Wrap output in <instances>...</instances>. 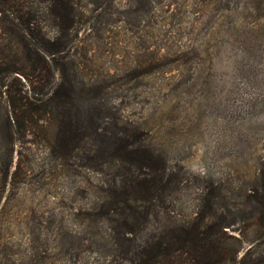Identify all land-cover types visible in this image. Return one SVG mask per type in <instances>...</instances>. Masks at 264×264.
<instances>
[{"label": "rangeland", "instance_id": "1", "mask_svg": "<svg viewBox=\"0 0 264 264\" xmlns=\"http://www.w3.org/2000/svg\"><path fill=\"white\" fill-rule=\"evenodd\" d=\"M70 2L71 28L59 36L58 64L46 58L53 75L44 91L61 62L93 88L102 120L59 157L49 120L6 124L10 97L43 85L39 65L15 54L39 47L27 32L52 42L56 22L46 0H0V60L29 75H7L0 86V264H131L167 223L163 213L190 221L212 188L233 207L264 175V0ZM13 26L17 35L4 34ZM112 123L139 131L133 144L164 162L169 184L145 222L138 201L115 204L129 169L102 150Z\"/></svg>", "mask_w": 264, "mask_h": 264}, {"label": "trees", "instance_id": "2", "mask_svg": "<svg viewBox=\"0 0 264 264\" xmlns=\"http://www.w3.org/2000/svg\"><path fill=\"white\" fill-rule=\"evenodd\" d=\"M46 1L56 22L58 36L52 42H48L38 34L27 32L30 41L40 40L39 47L28 49L24 46L21 47L19 54H15L25 63L39 65V73L35 76L43 85L32 90L28 97H10L8 104L11 107L12 119L7 118L6 124L37 125L39 122L49 120L57 125L53 150L61 157L63 152H72L76 149L77 144L83 140L81 138L85 130L93 128V132H96L97 125H100L102 119L98 118L100 108L93 102L92 94L95 93L93 88L85 87L84 83H76L75 75H71L61 62L55 66H59L56 69L60 71L59 80L50 92L44 91L49 78L53 75L46 58L50 57L51 61L58 64V60L54 58L63 52L64 46L58 47L57 42L62 32H67L71 28L72 18L70 0ZM13 27L7 32L4 31V34L11 37L17 35L19 28ZM23 43L24 38L22 45ZM10 74L29 78L23 66L1 59L0 86L3 78ZM110 125L113 130L108 132L106 149L102 150L104 152L107 150L112 158H117L119 168L129 169V175L124 177L118 188L122 198L116 200L115 204L122 203L126 209L129 208L128 204L132 206L138 201L140 217L145 222L151 217L149 210L162 200V193L169 184L164 162L160 157L154 156L148 146L137 147L133 144L134 136L139 134V131L130 132L125 129L118 131L115 123ZM151 201L157 203L152 205ZM110 205L112 201H104L100 210L107 211ZM158 209L160 208L154 209L155 213ZM123 214L118 213L119 216ZM166 216L164 217L163 213L162 218L167 223L157 237L145 239L131 264H264V247L260 248L258 241L264 240V175L256 181L251 190L243 193L240 203L233 207L228 204V198L222 190L212 188L200 192L193 219L190 221L176 223L170 221L171 217ZM127 218L123 217L124 220ZM129 231L131 230H128V233ZM248 232L254 234L253 240L245 239L244 234ZM244 243L247 247H242Z\"/></svg>", "mask_w": 264, "mask_h": 264}]
</instances>
